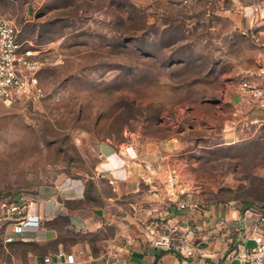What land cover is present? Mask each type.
Returning a JSON list of instances; mask_svg holds the SVG:
<instances>
[{
	"label": "rangeland",
	"instance_id": "rangeland-1",
	"mask_svg": "<svg viewBox=\"0 0 264 264\" xmlns=\"http://www.w3.org/2000/svg\"><path fill=\"white\" fill-rule=\"evenodd\" d=\"M242 1L0 0L45 91L38 102L0 99V208L68 183L104 206L97 168L130 148L147 170L129 210L144 237L140 222L173 194L241 218L264 213V118L240 93L264 80V21L240 27ZM60 225L66 245L80 239ZM1 234L0 264H30L40 250Z\"/></svg>",
	"mask_w": 264,
	"mask_h": 264
},
{
	"label": "crops",
	"instance_id": "crops-1",
	"mask_svg": "<svg viewBox=\"0 0 264 264\" xmlns=\"http://www.w3.org/2000/svg\"><path fill=\"white\" fill-rule=\"evenodd\" d=\"M253 3L264 0H245L237 6L235 19L240 27L251 29L259 25ZM259 26L264 38V25ZM133 157L136 153L130 148L118 154H104L97 168V178L109 190L108 196L103 195L104 206L86 205L82 183L65 184L60 192L53 195L45 192L30 203L29 221L24 226L29 239L22 242L40 249L29 252L30 264H242L235 257L236 246L230 241L235 242L241 234L248 235L249 230L241 226L243 218L234 208L209 207L192 212L170 209L166 218L177 226L181 236L189 231L187 238L196 249L194 257H187L175 248L155 247L142 235V229L138 226L132 229V220L138 215L133 218L129 210L135 208L134 196L140 193L147 176L146 168L132 162ZM162 213L152 217H162ZM5 215L6 211L0 208V218ZM61 221L79 235L78 241L65 244ZM110 228L115 232L107 236ZM10 230L8 222L0 221L3 237ZM69 255L74 256V263H68Z\"/></svg>",
	"mask_w": 264,
	"mask_h": 264
},
{
	"label": "built area",
	"instance_id": "built-area-1",
	"mask_svg": "<svg viewBox=\"0 0 264 264\" xmlns=\"http://www.w3.org/2000/svg\"><path fill=\"white\" fill-rule=\"evenodd\" d=\"M253 9L258 15V20L264 21V3H253ZM39 68L36 53L25 48L20 42L19 30L14 22L6 17H0V99L9 104L18 101H41L45 97V91L37 77ZM240 93L241 98H246L252 109L258 111L264 118V80L261 83L245 81L240 86ZM175 179L176 176L172 174L168 177V183L172 187L177 184ZM167 202L168 206L155 207L152 210L156 216L163 210L162 217H152L151 222L149 220L140 222L145 229V238L155 247L175 248L187 257H194L196 249L187 238L189 231L185 236H181V231L166 217L172 207L187 212L201 211L203 208L187 196L173 194L168 197ZM29 205L27 201L21 204L2 205L6 215L0 218V221L8 222L11 227L10 232L4 236L6 243L16 239L23 241L29 239L24 230L29 221ZM242 221L241 226L249 230V233L241 234L235 242L230 241L237 249L235 257L242 264H264V213L246 215ZM67 261L74 263V256H67Z\"/></svg>",
	"mask_w": 264,
	"mask_h": 264
}]
</instances>
